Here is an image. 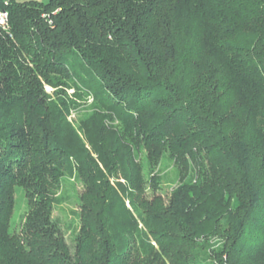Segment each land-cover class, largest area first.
Returning <instances> with one entry per match:
<instances>
[{"label": "trees", "instance_id": "trees-1", "mask_svg": "<svg viewBox=\"0 0 264 264\" xmlns=\"http://www.w3.org/2000/svg\"><path fill=\"white\" fill-rule=\"evenodd\" d=\"M1 11L0 264H264V0ZM67 177L82 185L73 246L53 218Z\"/></svg>", "mask_w": 264, "mask_h": 264}, {"label": "rangeland", "instance_id": "rangeland-1", "mask_svg": "<svg viewBox=\"0 0 264 264\" xmlns=\"http://www.w3.org/2000/svg\"><path fill=\"white\" fill-rule=\"evenodd\" d=\"M6 11L0 12V26L9 29L8 24V15ZM2 16L5 20H2ZM48 94L53 92V89L49 86L45 88ZM73 88H68V94H74ZM93 95H84L83 99H78L77 104L71 110L69 114V120L78 127V120L85 115L87 107L93 103ZM176 177L175 172L172 168H169L166 171L162 186L164 192H169L170 187L172 186L174 179ZM122 181L123 178H121ZM82 191V185L75 181L74 178H65L62 185L55 190V199L54 208H53V218L61 226L68 243L73 246V234L72 231L79 226V194ZM25 189L22 186L15 187V206L14 214L12 218V223L17 228L21 224V220L24 215L27 213V198L25 195Z\"/></svg>", "mask_w": 264, "mask_h": 264}, {"label": "built area", "instance_id": "built-area-1", "mask_svg": "<svg viewBox=\"0 0 264 264\" xmlns=\"http://www.w3.org/2000/svg\"><path fill=\"white\" fill-rule=\"evenodd\" d=\"M6 15H8V14H6ZM3 17H4V16H2V18H1V19H2V20H5Z\"/></svg>", "mask_w": 264, "mask_h": 264}]
</instances>
